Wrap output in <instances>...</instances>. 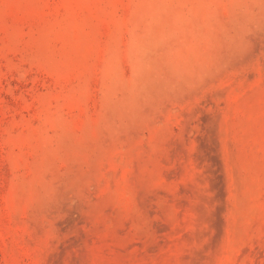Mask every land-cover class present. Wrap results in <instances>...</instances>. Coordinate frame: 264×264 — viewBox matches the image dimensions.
<instances>
[{
	"label": "rangeland",
	"instance_id": "rangeland-1",
	"mask_svg": "<svg viewBox=\"0 0 264 264\" xmlns=\"http://www.w3.org/2000/svg\"><path fill=\"white\" fill-rule=\"evenodd\" d=\"M0 264H264V0H0Z\"/></svg>",
	"mask_w": 264,
	"mask_h": 264
}]
</instances>
